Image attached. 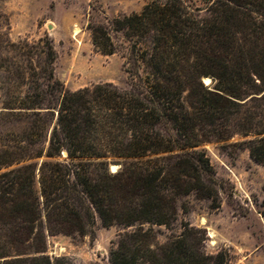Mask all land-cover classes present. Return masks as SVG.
I'll use <instances>...</instances> for the list:
<instances>
[{"label":"trees","instance_id":"1","mask_svg":"<svg viewBox=\"0 0 264 264\" xmlns=\"http://www.w3.org/2000/svg\"><path fill=\"white\" fill-rule=\"evenodd\" d=\"M206 10L151 0L89 26L101 54L116 52L110 31L128 42V88L69 90L54 77L48 36L11 43L39 63L11 74L25 89L5 108L27 127L0 149V264H74L45 254L46 236L93 233L97 221L121 229L111 264H227V251L205 252L200 229L165 242L155 229L191 193L219 207L204 142L237 137L232 145L264 165V0H210Z\"/></svg>","mask_w":264,"mask_h":264},{"label":"rangeland","instance_id":"2","mask_svg":"<svg viewBox=\"0 0 264 264\" xmlns=\"http://www.w3.org/2000/svg\"><path fill=\"white\" fill-rule=\"evenodd\" d=\"M150 1L0 0V149L14 146L11 133H21L27 127L20 110L5 108L10 98L25 89L22 80L11 74L24 71L30 64L36 68L39 63L35 56L27 62L11 43L23 39L32 43L48 36L56 54L54 77L69 90L99 82L128 88L132 81L124 57L128 42L121 33L110 31L116 52L101 54L92 44L89 26L110 27L113 18L139 12ZM181 2L197 17L208 15L210 0ZM207 78L206 85H213ZM237 139L210 140L200 147L214 171L219 207H214L216 201L195 193L183 196L177 201L169 227H155L158 242L179 235L189 225L205 234L206 253L228 252L227 264H264V165L253 161L246 149L233 146ZM128 162L113 165L121 167ZM120 231L117 226L103 227L97 221L93 233L47 235L45 254L51 258L65 256L74 264H111L110 253Z\"/></svg>","mask_w":264,"mask_h":264},{"label":"water","instance_id":"3","mask_svg":"<svg viewBox=\"0 0 264 264\" xmlns=\"http://www.w3.org/2000/svg\"><path fill=\"white\" fill-rule=\"evenodd\" d=\"M206 84V83H205ZM120 166H115V165H113V164H111L110 165V170L112 171V172H115L116 171V169L115 168H119Z\"/></svg>","mask_w":264,"mask_h":264},{"label":"bare ground","instance_id":"4","mask_svg":"<svg viewBox=\"0 0 264 264\" xmlns=\"http://www.w3.org/2000/svg\"><path fill=\"white\" fill-rule=\"evenodd\" d=\"M204 80H205V83H206V82H208L209 79L208 78H205ZM206 84H208V83H206Z\"/></svg>","mask_w":264,"mask_h":264}]
</instances>
